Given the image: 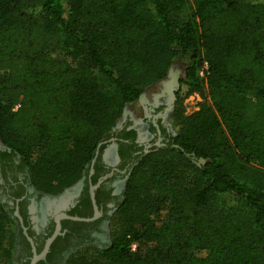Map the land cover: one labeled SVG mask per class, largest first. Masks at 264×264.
<instances>
[{"label":"trees","instance_id":"16d2710c","mask_svg":"<svg viewBox=\"0 0 264 264\" xmlns=\"http://www.w3.org/2000/svg\"><path fill=\"white\" fill-rule=\"evenodd\" d=\"M184 3L0 0V264L15 261L10 225L25 239L15 216L24 187L5 201L9 179L82 178L97 151L100 163L110 124L170 61L190 57L182 82L198 87L209 49L223 58L208 62L213 107L191 117V132L161 127L162 149L188 164L146 168L155 151L135 158L143 197L126 190L116 214H132L102 264H264V1L196 0L190 18ZM119 139L124 161L139 150L135 130ZM20 208L27 228V201Z\"/></svg>","mask_w":264,"mask_h":264},{"label":"flooded vegetation","instance_id":"af4514ba","mask_svg":"<svg viewBox=\"0 0 264 264\" xmlns=\"http://www.w3.org/2000/svg\"><path fill=\"white\" fill-rule=\"evenodd\" d=\"M161 106L150 107V111L155 112ZM133 125L125 123L112 133L110 139L102 144L105 148L101 152L100 163L96 164L95 161L94 164H91L88 172L83 175L82 180L79 182L78 188L68 195L64 194L45 198L43 195L35 194L30 183L25 182V172L16 173L17 181L9 179V185L6 187L9 196L6 195L4 200L7 201L9 198L12 203L14 200L12 194L20 193L22 190L21 185H23L24 194L21 199L16 200V210L20 214V203L27 201L29 216L27 233L33 241L37 254L43 252L46 241L55 233L56 218L58 216L67 215L81 219H93L95 217V207L91 196V190L95 187L94 198L99 212L98 218L90 222L62 219L60 221L61 235L52 243L46 259L39 261L38 264L41 262L43 264H64L68 254L78 246L99 241V235L103 233V226L108 223L110 217L117 210L118 205L122 203L120 202V184L118 185V182H122L129 176L135 158L141 153L146 152V146L140 141L139 129ZM161 127L165 129L167 134L173 135L169 127L166 128L160 124L158 129L154 125L150 127L151 130L152 128L155 129V132H151V136L153 139L156 137L157 140L160 139L164 143L168 140ZM124 130L136 131L135 143L139 148L137 152L125 161L121 157L122 149L119 142V135ZM149 147H152V144ZM105 150H108V152L105 153ZM0 182L3 184L2 180ZM29 230L31 235L29 234ZM23 236L25 239L21 237L17 238V251L14 264H26L27 262L30 264L34 257L33 246L24 235V231Z\"/></svg>","mask_w":264,"mask_h":264},{"label":"rangeland","instance_id":"374dc122","mask_svg":"<svg viewBox=\"0 0 264 264\" xmlns=\"http://www.w3.org/2000/svg\"><path fill=\"white\" fill-rule=\"evenodd\" d=\"M195 3L196 0H185L183 6V15L185 18H190L195 13ZM200 56L205 63L203 68L198 71V79L201 83L198 87L186 86L182 82L186 78V70L192 65L193 61L190 57H178L170 61L171 63L166 71L167 75L164 80L156 84L150 83L147 85L145 93L141 96L138 102L127 106L120 118L114 120L110 124V126L114 124L112 127L113 132L125 123L134 124L133 126L139 129L140 141L146 146L145 155H148L151 151L157 153L148 158L150 161L148 163L149 165L145 166L146 168H154L155 164H159L161 161L162 164L167 161H176L182 166L188 164L186 158L179 157L177 154L162 149L164 143L161 142L160 139L157 140L156 137L154 139L152 138V130L150 127L154 125L155 128L158 129L159 125L162 124L166 128L169 127L174 136L180 133L191 132V117L203 107H213L211 92L206 80L201 75V71L206 67L208 68L209 61L223 62V58H221L217 52L210 49L203 50ZM163 61H165L164 57H162L160 64H162ZM137 80L141 83L140 79ZM176 93H179L178 98H176ZM158 105H162L161 108L155 112L150 111V107ZM151 114L152 116H150ZM150 144H152V147H149ZM0 147L2 148L1 144ZM107 152L108 150H105V153ZM202 163L203 162H198L195 164L199 167ZM139 169L141 168L133 165L129 176L122 182H118V185L120 184V202L124 201L126 190L129 194L131 193V197L135 196L134 200L137 203H139L140 198L143 197V195L138 192V189H135L142 186L140 181L143 180L145 175V169L143 168L140 177ZM131 176H133L135 180H132L130 187L127 188ZM81 180L82 178L79 174L73 180L67 181L62 185L57 183L50 184L40 178L38 181L35 180L38 184L37 187L35 185V187L32 186V181L30 182V185L35 194H40L47 198L49 196L70 194L78 188ZM132 190H136L137 194H134ZM116 211L110 217L108 223L103 226V233L99 235V241L92 244L78 246L68 254L64 264L103 263L102 250L111 244L114 237L126 231L125 222L130 219L132 214H129V212L116 214ZM17 233V225L15 223L14 225H10L7 243L8 246L13 249L12 256L14 255V257L16 256L17 251ZM10 261L8 264H12V259Z\"/></svg>","mask_w":264,"mask_h":264},{"label":"water","instance_id":"95a60500","mask_svg":"<svg viewBox=\"0 0 264 264\" xmlns=\"http://www.w3.org/2000/svg\"><path fill=\"white\" fill-rule=\"evenodd\" d=\"M101 146V145H100ZM100 146L98 147V150L100 148ZM98 156V151H97V154H96V157L95 159L93 160L92 164H94V162L96 161V158ZM94 189L95 187L92 188L91 190V196H92V200L94 202V207H95V217L93 219H81V218H76V217H70V216H67V215H61V216H58L56 218V231L55 233L53 234L52 237H50L47 241H46V244L44 246V250L41 254H37L36 253V249L33 245V241L32 239L28 236V233H27V228L24 226V223H23V219L22 217L20 216L19 212L16 211L15 213V216L19 219L20 221V225L24 231V235L27 237L28 241L31 243V245L33 246V253H34V257L32 258L30 264H38L39 261L41 260H45L46 259V255L47 253L49 252V249L52 245V243L55 241V239L61 235V223L60 221L62 219H71V220H75V221H83V222H90V221H93L94 219L98 218L99 216V212L97 210V207H96V204H95V198H94Z\"/></svg>","mask_w":264,"mask_h":264},{"label":"built area","instance_id":"2783aa9c","mask_svg":"<svg viewBox=\"0 0 264 264\" xmlns=\"http://www.w3.org/2000/svg\"><path fill=\"white\" fill-rule=\"evenodd\" d=\"M207 70L208 68H204L202 71H201V75L203 76V78L206 80V73H207ZM135 250V247L133 248V251Z\"/></svg>","mask_w":264,"mask_h":264}]
</instances>
